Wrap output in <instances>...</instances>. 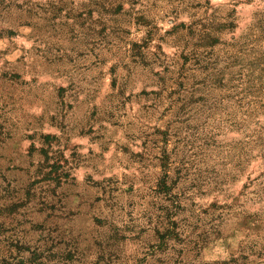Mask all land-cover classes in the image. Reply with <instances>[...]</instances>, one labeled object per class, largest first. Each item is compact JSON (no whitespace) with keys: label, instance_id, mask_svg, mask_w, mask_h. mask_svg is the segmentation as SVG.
Instances as JSON below:
<instances>
[{"label":"rangeland","instance_id":"374dc122","mask_svg":"<svg viewBox=\"0 0 264 264\" xmlns=\"http://www.w3.org/2000/svg\"><path fill=\"white\" fill-rule=\"evenodd\" d=\"M262 52L264 0H0V264H264Z\"/></svg>","mask_w":264,"mask_h":264},{"label":"trees","instance_id":"16d2710c","mask_svg":"<svg viewBox=\"0 0 264 264\" xmlns=\"http://www.w3.org/2000/svg\"><path fill=\"white\" fill-rule=\"evenodd\" d=\"M211 35L212 34H210L209 32L201 34V37L199 40L202 45L199 43V46L200 47L205 46L203 42H206V40L212 43L214 39L212 38ZM252 61L253 62L251 64L255 69L261 68V70L264 71V53L263 52L259 53L258 56H256V59ZM250 71L251 72L244 74V76L242 77V85L245 86L244 89L246 92V101L244 104V111L247 116H250L249 114L251 111L253 113L254 112L256 113L258 111L257 107L253 106V103L255 104L259 103L260 105L258 109H264V97L262 96L264 94V78L262 75L254 78V74L256 73V70L251 68ZM257 99L259 101H257Z\"/></svg>","mask_w":264,"mask_h":264}]
</instances>
